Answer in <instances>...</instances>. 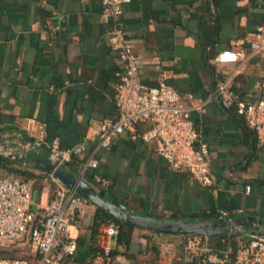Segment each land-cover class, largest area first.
<instances>
[{
    "label": "crops",
    "instance_id": "0c3cea01",
    "mask_svg": "<svg viewBox=\"0 0 264 264\" xmlns=\"http://www.w3.org/2000/svg\"><path fill=\"white\" fill-rule=\"evenodd\" d=\"M102 10L101 0H0V133L32 157L49 156L46 144L29 145L40 123L47 124V140L56 139L61 147L86 141L88 150L76 156L82 161L75 165L77 176L99 127L118 116L115 93L123 67L107 39ZM121 17L139 56L142 81L164 80L200 101L235 67L212 64L210 57L223 49L250 51L264 21V0H131ZM232 83L241 97L264 98V51L252 55ZM192 118L210 145L209 184L172 169L156 142L133 137L149 128L148 122L99 149L98 166L88 169L92 182L86 180L141 215L210 222L227 211L226 216L264 219V144L235 106L209 101ZM41 179L34 209L49 202L57 187L51 178ZM87 203L70 227L76 238L90 236L97 206ZM204 213L215 216L204 219ZM105 228L97 243L125 251L116 236L104 235ZM185 239L135 227L132 256L118 254L111 262L97 256L91 264H181ZM26 257H32L29 246Z\"/></svg>",
    "mask_w": 264,
    "mask_h": 264
},
{
    "label": "built area",
    "instance_id": "2783aa9c",
    "mask_svg": "<svg viewBox=\"0 0 264 264\" xmlns=\"http://www.w3.org/2000/svg\"><path fill=\"white\" fill-rule=\"evenodd\" d=\"M129 1L101 0L102 18L107 26L106 36L123 67L115 93L118 116L113 122L99 127L98 140L88 153L80 176L84 177L90 167L98 166L95 154L99 149L109 148L114 138L127 129L148 122L150 127L135 133L133 137L145 142H156L157 152L172 169L188 172L203 184H209L210 145L202 138L192 118L193 111L201 110L213 100L225 108L235 106L258 140L264 144V98L253 100L241 97L232 86L234 78L245 69L248 59L264 51V21L254 34L249 52L223 49L210 59L212 64L234 63L235 67L218 81L206 99L195 101L192 94H181L164 80L156 85H147L142 81L139 56L126 35L121 17L123 4ZM42 144L48 146L50 159L65 167L88 150L86 141L65 148L56 139L48 141L46 123L38 124L29 143L32 148ZM9 153L6 152L7 155ZM52 180L57 182V187L50 201L34 209L36 179H25L0 169V246L26 242L32 252L30 258L0 257V264H67V259L75 255L77 241L70 227L77 224L88 200L59 180ZM249 188L247 185L246 189ZM227 214V211H222V217ZM117 233L118 229L113 224L104 230L106 237H114ZM111 251V247L105 246L104 255L98 257L111 262ZM193 253L202 255L201 264H264V236L249 235L239 243L232 255L231 250L217 251L211 248L208 237L192 235L180 260L187 262Z\"/></svg>",
    "mask_w": 264,
    "mask_h": 264
},
{
    "label": "water",
    "instance_id": "95a60500",
    "mask_svg": "<svg viewBox=\"0 0 264 264\" xmlns=\"http://www.w3.org/2000/svg\"><path fill=\"white\" fill-rule=\"evenodd\" d=\"M0 147L6 152L9 151L8 155H11L18 163L35 166L44 171L52 178L59 180L67 188L73 189L78 195L97 207L105 209L128 225L160 233L191 234L208 238L264 236V219L255 215L217 217L210 222H202L200 219L183 220L138 214L118 199L107 198L104 189H98L84 177L77 176L65 166L52 161L48 155L43 154L42 157L25 155L18 143L11 141L2 133H0Z\"/></svg>",
    "mask_w": 264,
    "mask_h": 264
},
{
    "label": "trees",
    "instance_id": "16d2710c",
    "mask_svg": "<svg viewBox=\"0 0 264 264\" xmlns=\"http://www.w3.org/2000/svg\"><path fill=\"white\" fill-rule=\"evenodd\" d=\"M215 55V53L210 57V59ZM234 89V88H233ZM79 160V159H78ZM76 157L69 162L68 169L76 173L75 165H80L82 161H78ZM20 164L11 156L0 153V169L6 173H14L19 175L25 179L34 178L36 181L39 180L40 175L29 171L28 169H22L19 167ZM42 177L51 178L48 174L42 175ZM85 179L89 182H92L91 176L89 175L88 170L84 174ZM52 179V178H51ZM36 183V182H35ZM104 189V187H101ZM215 216V213H204V219H211ZM204 220H202L203 222ZM113 224L117 227L118 233L116 235L117 242L119 245L125 248V251H120L119 249H114L111 251L112 256L118 254H123L125 256H132L129 254V249L132 241V234L134 230V226L128 225L125 222L116 218L113 214L106 211L103 208L97 207L93 225L90 227V236L89 238L86 236H80L76 238L77 241V250L75 255L71 258L67 259V263L71 264H91L92 260L97 256L104 255V247L99 245L98 235L100 233V228L105 225L108 226ZM156 232V231H155ZM204 239V237H202ZM240 239H244V237H240ZM239 241H237V237H215L208 238V244L211 248L217 251L231 250L232 255L238 249ZM1 257V256H0ZM202 255L199 253H193L190 259L187 262H182L181 264H201ZM154 264V263H151Z\"/></svg>",
    "mask_w": 264,
    "mask_h": 264
},
{
    "label": "rangeland",
    "instance_id": "374dc122",
    "mask_svg": "<svg viewBox=\"0 0 264 264\" xmlns=\"http://www.w3.org/2000/svg\"><path fill=\"white\" fill-rule=\"evenodd\" d=\"M229 64V63H226ZM0 153H5L6 155V150L5 149H0ZM32 154V153H30ZM35 173H37L38 175H40V178L38 181H36V183H34V191H33V201L35 202L36 200H38L39 197V192L41 191V187L43 186V182H42V172L39 170H35ZM45 182L50 183V181L46 180ZM44 182V183H45ZM88 203H86V207H87ZM85 207V208H86ZM33 208H35V205H33ZM192 235H186V241H188V239L191 237ZM244 239H246L248 236H243ZM244 239H240V237H237V241L242 242ZM28 253V246L25 243L19 244V243H13V244H9V245H4V246H0V256L1 257H10V258H20V257H26Z\"/></svg>",
    "mask_w": 264,
    "mask_h": 264
}]
</instances>
